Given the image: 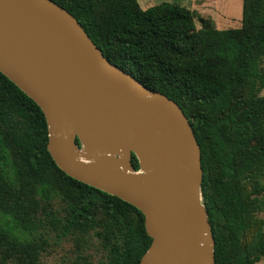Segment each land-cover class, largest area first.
Segmentation results:
<instances>
[{
	"label": "trees",
	"instance_id": "16d2710c",
	"mask_svg": "<svg viewBox=\"0 0 264 264\" xmlns=\"http://www.w3.org/2000/svg\"><path fill=\"white\" fill-rule=\"evenodd\" d=\"M113 63L177 102L201 149L202 204L215 264L264 258V0H242V25L218 29L177 2L53 0ZM41 107L0 70V248L44 264L50 240H71L63 264H139L152 243L135 205L63 171ZM79 146L81 143L77 139ZM136 170L140 168L135 154ZM106 259L95 262L90 233Z\"/></svg>",
	"mask_w": 264,
	"mask_h": 264
},
{
	"label": "water",
	"instance_id": "95a60500",
	"mask_svg": "<svg viewBox=\"0 0 264 264\" xmlns=\"http://www.w3.org/2000/svg\"><path fill=\"white\" fill-rule=\"evenodd\" d=\"M0 12V70L43 110L56 164L145 215L139 264H215L201 149L180 105L113 64L53 0H0ZM101 153L112 156L88 160Z\"/></svg>",
	"mask_w": 264,
	"mask_h": 264
},
{
	"label": "rangeland",
	"instance_id": "374dc122",
	"mask_svg": "<svg viewBox=\"0 0 264 264\" xmlns=\"http://www.w3.org/2000/svg\"><path fill=\"white\" fill-rule=\"evenodd\" d=\"M165 1L177 2L194 9L197 13L195 22L198 28L202 27L200 17L212 19L213 24L218 29H237L242 25V0H139L143 8L145 3H149L148 7H150ZM262 67L264 68V61H262ZM259 94L264 95V88L260 89ZM257 216L264 219V212L258 213ZM90 238L89 245L92 246L89 252H91L95 262L100 263V261L106 259V253L99 248V240L92 232ZM73 249L74 244L71 240L55 243L51 239L50 245L41 255V260L44 264H63L71 257ZM0 264H17V262L12 258H8L6 251L0 248ZM256 264H264V258H261Z\"/></svg>",
	"mask_w": 264,
	"mask_h": 264
},
{
	"label": "bare ground",
	"instance_id": "6f19581e",
	"mask_svg": "<svg viewBox=\"0 0 264 264\" xmlns=\"http://www.w3.org/2000/svg\"><path fill=\"white\" fill-rule=\"evenodd\" d=\"M3 13H1L0 12V17H3V15H2ZM112 155H110V154H108V153H101V154H99V155H97V156H94V157H91L90 159H88L89 161L91 160V161H99L101 158H103V157H111ZM118 168H119V166H116V170H118Z\"/></svg>",
	"mask_w": 264,
	"mask_h": 264
},
{
	"label": "crops",
	"instance_id": "0c3cea01",
	"mask_svg": "<svg viewBox=\"0 0 264 264\" xmlns=\"http://www.w3.org/2000/svg\"><path fill=\"white\" fill-rule=\"evenodd\" d=\"M139 1V0H138ZM140 3V2H139ZM141 5V4H140ZM149 6V3H145V7L144 8H147Z\"/></svg>",
	"mask_w": 264,
	"mask_h": 264
}]
</instances>
